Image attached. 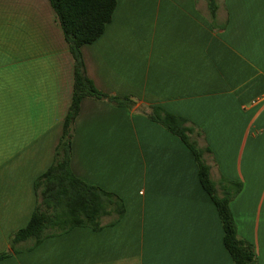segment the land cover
<instances>
[{
  "label": "crops",
  "instance_id": "0c3cea01",
  "mask_svg": "<svg viewBox=\"0 0 264 264\" xmlns=\"http://www.w3.org/2000/svg\"><path fill=\"white\" fill-rule=\"evenodd\" d=\"M116 0L101 37L81 47L95 88L131 109L83 99L70 167L125 213L76 227L0 264H232L196 163L140 112L159 107L191 129L210 177L234 179L239 239L264 264V0ZM73 89V60L48 0H0V253L26 226L34 182L52 165Z\"/></svg>",
  "mask_w": 264,
  "mask_h": 264
},
{
  "label": "trees",
  "instance_id": "16d2710c",
  "mask_svg": "<svg viewBox=\"0 0 264 264\" xmlns=\"http://www.w3.org/2000/svg\"><path fill=\"white\" fill-rule=\"evenodd\" d=\"M62 31L73 60V89L69 108L62 121L61 137L54 151L52 165L34 182L36 205L26 226L12 233L8 250L0 253V261L13 254L30 251L49 237L83 227L99 231L103 219L112 225L125 213L124 204L116 195L88 185L77 178L70 167L73 125L83 99L106 101L117 107L131 109L135 102L128 97L106 95L95 88L85 73L81 47L97 41L110 23L116 0H48ZM210 18H214L215 0H205ZM149 121L177 137L193 157L198 180L208 195L221 223L222 244L232 264H256L254 248L239 239L230 211V203L241 191V184L222 179L219 187L210 177V167L201 148L191 138L187 121L159 107L141 109Z\"/></svg>",
  "mask_w": 264,
  "mask_h": 264
},
{
  "label": "rangeland",
  "instance_id": "374dc122",
  "mask_svg": "<svg viewBox=\"0 0 264 264\" xmlns=\"http://www.w3.org/2000/svg\"><path fill=\"white\" fill-rule=\"evenodd\" d=\"M229 181H231V182H237V181H235L234 179H230ZM239 183V182H238Z\"/></svg>",
  "mask_w": 264,
  "mask_h": 264
}]
</instances>
